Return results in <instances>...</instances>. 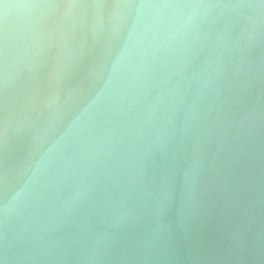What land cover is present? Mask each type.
<instances>
[{
	"label": "water",
	"instance_id": "1",
	"mask_svg": "<svg viewBox=\"0 0 264 264\" xmlns=\"http://www.w3.org/2000/svg\"><path fill=\"white\" fill-rule=\"evenodd\" d=\"M0 264H264V0H0Z\"/></svg>",
	"mask_w": 264,
	"mask_h": 264
}]
</instances>
